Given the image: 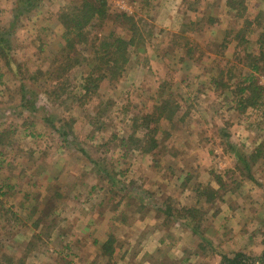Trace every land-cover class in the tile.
Segmentation results:
<instances>
[{"label": "rangeland", "instance_id": "1", "mask_svg": "<svg viewBox=\"0 0 264 264\" xmlns=\"http://www.w3.org/2000/svg\"><path fill=\"white\" fill-rule=\"evenodd\" d=\"M72 1L36 0L13 20L17 0H0V29L10 35L6 58L0 54V264H218L222 254L260 256L264 147L255 162L249 155L264 144V116L235 111L230 94L208 83L217 66L202 73L206 62L178 64L171 43L190 8L213 2L206 11L221 22L202 37L192 31L182 37L214 43L235 13L226 12L225 0H108L109 13L126 12L154 27L149 36L143 30V50L130 49L121 77L85 96V65L57 74L63 59L57 17ZM243 2L242 20L257 11L264 16V0ZM123 26L114 29L127 37ZM229 44L224 58L234 61ZM160 87L177 100L178 122H161L169 135L158 134L153 152L121 147L120 138L145 133L141 118L161 98ZM64 130L69 134L61 136ZM205 187L215 191L197 199ZM167 206L174 213L199 209L198 233L195 222L158 210ZM109 237L110 257L99 247Z\"/></svg>", "mask_w": 264, "mask_h": 264}, {"label": "trees", "instance_id": "2", "mask_svg": "<svg viewBox=\"0 0 264 264\" xmlns=\"http://www.w3.org/2000/svg\"><path fill=\"white\" fill-rule=\"evenodd\" d=\"M35 1L17 0L20 9L13 16V20H16L23 12L33 9L36 6ZM147 3H149V0L146 1ZM205 4L206 8H210L213 2L212 4ZM225 5L226 12H234L235 16L230 19V24L223 28L224 34L221 41L214 43L213 41L210 42L212 38L199 40L201 38L182 37L185 31L195 32L197 36L201 34L200 37H202V30L207 29L208 25V27L212 26L211 28L214 29L215 26L220 24L221 21L211 15L210 11L207 12L206 8L203 10V7L199 6L187 10V12H193L192 16L191 13L183 16L181 31L173 34L175 40H171L172 45L175 47L173 50L175 53H179L178 64L198 60L200 63L201 61L208 63L207 67H202L201 72L210 71L213 66H217V73L209 74L208 83L215 92L221 95H225L226 92L230 94L229 98L233 103L231 107L235 111L242 112L247 108H252L255 111H260L261 116H264V84L259 81V77L264 76V16L261 11H257L252 19L245 18L242 20L246 12L243 0H225ZM57 19L62 26L60 50L63 57L58 65L57 74L60 73L61 76H65L74 66L85 65L86 73L83 78L85 96L96 94L101 83L106 79H119L129 63L130 49L133 48V51L143 50V45L146 42L145 38H147L143 30L150 31V33H147V36H149L152 27H154V25L147 22H142L139 25L138 23L142 19H135L133 15L126 12L109 13L108 0H74L59 12ZM231 20L234 21L233 24H231ZM107 24L112 25V27L104 33L103 27H108ZM120 24L124 25L123 27L129 32L127 37L120 35L114 29V26L116 28V25ZM10 26L14 27L13 21L10 22ZM251 37H254V40ZM9 38L10 35L1 28L0 54L4 58L7 56V49L10 48ZM180 39H184V41H180ZM232 41L234 42L233 50H235L233 54L234 61L225 59V50ZM210 44L214 45L213 53L209 52ZM222 59H225L224 63L218 65V61ZM60 75H53V77L56 78ZM160 89L159 95L161 98L157 100L153 110L141 118V127L145 133L142 136H136L133 132L126 138H120L119 145L121 147L125 148V145L129 144L147 154L159 147V133L165 131V137H168L169 132L162 129L161 122L167 121L171 126L176 121L178 122L176 115L180 107L171 94L164 96L162 87ZM25 100L26 102L29 101L26 98ZM179 120L181 121V118ZM68 134L69 132L64 130L60 135L66 136ZM260 147H264V144L258 146L249 155L251 162H255L259 156L261 157L262 149ZM238 159L245 162V165L249 167L247 159H243L242 155ZM97 168L98 172L108 176V183L113 185V176L100 166ZM198 191L197 199H200L204 194L206 197L210 196V192L206 191L215 190L211 187H205L198 189ZM197 199L196 201H199ZM192 207H183L176 213L169 206L165 207L164 210L161 208H158V210L166 217L183 218L195 222L194 228L187 221V225L184 226H189L193 229V232L198 233L201 222L198 220L201 219L202 214L199 209ZM113 240L114 238L109 237L99 244L103 255L110 257L113 254ZM94 243H97V241H94ZM218 264H264V251L260 256L253 259L242 252H236L232 256L222 254Z\"/></svg>", "mask_w": 264, "mask_h": 264}]
</instances>
